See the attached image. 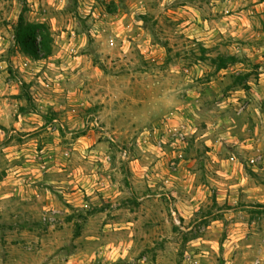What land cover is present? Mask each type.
I'll return each instance as SVG.
<instances>
[{
  "label": "rangeland",
  "instance_id": "obj_1",
  "mask_svg": "<svg viewBox=\"0 0 264 264\" xmlns=\"http://www.w3.org/2000/svg\"><path fill=\"white\" fill-rule=\"evenodd\" d=\"M24 8L51 55L16 43ZM8 255L264 264V0H0Z\"/></svg>",
  "mask_w": 264,
  "mask_h": 264
},
{
  "label": "trees",
  "instance_id": "obj_2",
  "mask_svg": "<svg viewBox=\"0 0 264 264\" xmlns=\"http://www.w3.org/2000/svg\"><path fill=\"white\" fill-rule=\"evenodd\" d=\"M24 12L25 8L20 13L18 22L14 27L16 43L26 54L36 60L51 55L54 40L50 27L44 22L34 23L28 21ZM235 60L236 58L234 56H228L226 58L217 57L214 59V62L221 69Z\"/></svg>",
  "mask_w": 264,
  "mask_h": 264
},
{
  "label": "crops",
  "instance_id": "obj_3",
  "mask_svg": "<svg viewBox=\"0 0 264 264\" xmlns=\"http://www.w3.org/2000/svg\"><path fill=\"white\" fill-rule=\"evenodd\" d=\"M12 256H15V255H11V256L8 255V260L6 259L7 256H6V258H5V256H4L3 259H2V261L5 262L4 264L8 263V261L10 262V261L12 260ZM38 256H39V255H38ZM55 258H57V256H56ZM55 262H56V259H52V260H50V261H49L48 263H46V264H55ZM2 264H3V263H2Z\"/></svg>",
  "mask_w": 264,
  "mask_h": 264
}]
</instances>
